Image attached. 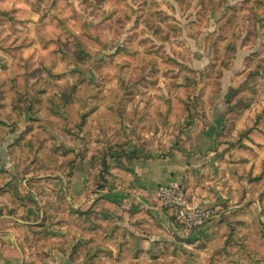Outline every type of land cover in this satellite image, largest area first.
<instances>
[{"label": "rangeland", "instance_id": "rangeland-1", "mask_svg": "<svg viewBox=\"0 0 264 264\" xmlns=\"http://www.w3.org/2000/svg\"><path fill=\"white\" fill-rule=\"evenodd\" d=\"M188 1L192 6L185 10L176 0H158L160 8L175 17V29L166 28L171 39L163 41L140 16L149 13L145 0H0V159L2 168L15 177L32 217V229L20 225L7 212L18 199L2 190L0 209L9 220L0 223L7 228L0 232H9L15 239L11 243L20 245L25 264H44L53 237H60L53 232L62 225L63 213L78 209L63 189L66 167L58 146L90 149L88 166L76 170V184L70 181L69 193L85 187V193L90 192L89 177L85 187L79 181L86 172L91 175L89 156L97 150V155L109 154L107 178L111 188H117L114 196L120 197L130 190L128 167L130 159L143 156L139 149L183 144L192 124L219 138L213 147L224 157L220 167L227 178L223 202L215 206L217 212L225 208L223 215L218 212L189 234L173 231L169 223L158 224L127 201L115 202L103 209L124 214L105 230L116 224L118 244L130 246V264H264V68L253 74L264 66V0L249 36L242 17L251 11L247 0ZM201 2L208 5L207 12ZM232 23H240L244 34L226 69L220 66L225 52L220 51L223 42L218 35L221 25ZM253 81L256 93L245 89ZM243 107L248 108L236 115L234 128L225 124V118L235 117ZM33 131L45 146L40 154L34 150L30 155L25 149L21 163L40 159L41 171L47 168L53 180L20 176V158L15 156L24 146L11 154L12 143L20 136L31 138ZM221 132L226 134L219 137ZM8 177L0 175V185L5 186ZM85 193L95 201L84 210L96 211L99 197ZM47 213L54 217L46 218ZM21 214L23 209L17 216ZM124 221L134 222V228L126 229ZM42 224H50V230L36 234ZM101 238L110 239L104 234ZM159 239H171L181 252L156 259L165 255L156 246ZM5 253L12 255L9 247Z\"/></svg>", "mask_w": 264, "mask_h": 264}, {"label": "crops", "instance_id": "crops-1", "mask_svg": "<svg viewBox=\"0 0 264 264\" xmlns=\"http://www.w3.org/2000/svg\"><path fill=\"white\" fill-rule=\"evenodd\" d=\"M214 135L198 130L197 125L192 124L189 131L183 136V139H187L182 140L183 144L174 147L140 148L139 153L143 156L133 160L130 159V167H128L130 171V190L125 191L126 193L122 196L116 197L114 191H117V188H111L110 186L107 191L96 194V197L104 196V198L97 201L95 205L96 212L90 223L79 216L71 218L69 210H65L62 225L59 221H55L58 224L54 225L61 226L53 232V235H59L60 237L59 239H56L57 236L53 237L52 248L43 261L44 264H130V246L126 247L125 256L118 258V246L121 244H118L116 240L118 236L116 224L121 217L120 214H124V212L103 209V206H112L115 202L127 201L133 209L143 208L142 210L158 224L167 225V223H172L171 214L173 211L163 207L160 201L159 190L164 185L182 183L188 187L190 193L202 199H207L213 206L223 202L220 198L223 196L226 186L223 182L227 177H225L222 167H220L221 159L224 157L213 147ZM85 161L78 164L77 171H85V167L88 166V162ZM85 175L86 177L79 181L80 185L86 184L89 174L86 172ZM72 179L75 181V185L76 179L74 176L67 178L66 187H63L66 190L69 203L80 210L93 205L95 198L86 199L83 196L86 190L85 185L84 190L78 189L76 194L67 191V187L70 190ZM56 187L55 184L53 189H56ZM213 194L217 197H208V195ZM51 216L54 217L53 214ZM142 217L141 215L136 216L139 219ZM3 220H9L7 213L2 215L0 223ZM17 220L20 225L24 226L26 223H32V221L25 222L19 218ZM111 221H115L116 224L105 230ZM101 224L105 227L100 226ZM123 225L129 230L130 227L134 226V222L124 221ZM115 228L117 233L113 236L112 233ZM0 229L6 230L7 228L1 225ZM3 234L1 231L0 264H25V260L20 254L21 251H19L20 245L17 244V247L11 243L15 239L9 235V232L5 234L9 235L8 239ZM10 234H13V232ZM101 234L109 235L110 239L104 241ZM17 240L16 238V242ZM8 247L12 252L11 256L5 253ZM106 249L109 253L105 252ZM14 254L16 257H13Z\"/></svg>", "mask_w": 264, "mask_h": 264}, {"label": "trees", "instance_id": "trees-1", "mask_svg": "<svg viewBox=\"0 0 264 264\" xmlns=\"http://www.w3.org/2000/svg\"><path fill=\"white\" fill-rule=\"evenodd\" d=\"M180 5L185 7V10H188L191 8L192 3L188 0H176ZM206 0H202V2L205 4ZM227 0H218L219 3H225ZM249 2V6L251 8V11L249 12V14L247 15H242L243 17V21L245 22V26L248 27V36L251 33V21L252 20H257L259 18V16L261 15V11L259 10V6L262 3V0H247ZM146 4H147V10L149 11L148 14H140V16H145L147 21H148V26L150 27V31L154 36L160 37L162 38L163 41H169L171 39V30H174L175 27L173 26V20L175 19V17H172L171 15H169L168 13H166L165 11H163L160 8V4H158V0H145ZM201 2V3H202ZM202 3L203 6V12H207V8L208 5H204ZM157 16V17H155ZM173 26V27H172ZM230 26H234V29L231 31L230 29H228ZM167 27H169V30L166 29ZM220 34L219 39L222 40V47L220 48V51L225 52V55H222L221 58L219 59L220 61V66L222 68V66L224 65L226 67V69H230L232 66V63L234 62L235 59V55L237 52V45L239 42V39L241 38L243 31H242V27L240 25V23L238 24H226V25H221L220 26ZM232 32L233 37H230V33ZM229 36V38H228ZM247 36V37H248ZM246 37V39H247ZM264 66H260L257 67L256 69L253 70V74H259L262 70H263ZM222 70V69H221ZM245 89L250 90L254 93L257 92V86H256V81H253L252 83H246L245 84ZM213 94V93H212ZM209 101L214 102L215 98L210 99ZM204 102V101H203ZM250 104V103H249ZM248 104V106H249ZM250 107V106H249ZM247 109L248 107H243L242 109H239V111H237V113H235V117L234 116H229L228 118H225V124H227L228 126H230L231 128H234V124L237 121V117L236 115H241V113L244 111V109ZM241 112V113H239ZM22 114V113H21ZM41 121V120H39ZM43 125V124H41ZM82 126H80L81 128ZM227 132H229L230 130H226ZM252 130L249 129L247 130L245 133H243V136L246 137L247 135L250 134ZM219 137L221 135H225L226 133L221 132L219 133ZM39 133L33 131V135H31V138L29 139H22L21 136L18 137L11 145V154L13 156V154L20 149V147L22 148V146H24L23 150L20 151L18 154L20 156H15L16 158H20L17 161V166L18 168H21L20 170V176H29V178H35L38 181L41 180H53L52 176L50 175L49 172H46V169H43L41 171V160L40 159H36V163L33 164H27V165H22V160H21V155L24 154V150L28 149L30 155L33 154L34 150H36V154H40L41 153V149L45 146V141L41 140L38 138ZM216 135H214V143L217 142V145L219 144V138L216 139L215 137ZM26 137V136H25ZM215 146V144H214ZM216 148V146H215ZM21 150V149H20ZM58 153L60 154V156L62 157L63 161H62V165L66 167L65 170V176L67 178H72L75 176L77 167L79 163L84 162L85 160H87V155L89 152V148L88 146H84L82 148H77L74 146L71 147H65V146H58L57 148ZM216 151H218L216 149ZM97 150H95L94 152L91 153V155L89 156L90 158V162L92 165V172L91 175L89 174V183L91 184L89 191H86V195L92 197L96 194L99 193H103L105 191L108 190L109 186H110V180L109 178H107V174L109 172V165L107 163V157H108V153H103L101 155H97L96 154ZM106 156V158H105ZM2 174H8V179L5 180V186L0 185V192L3 190L5 192H10L11 195L14 197L13 199H18L19 203L15 206H8V210L7 212L13 216H15L16 218L22 219L25 222H30L32 221V217L31 215L28 213L30 211L29 209V205L24 201L22 195L20 194V189H17L14 185V176L10 175L9 170L6 168H2V161L0 159V175ZM32 175V176H31ZM44 178V179H42ZM13 191L10 190V186H13ZM31 189H33L35 191L36 194L40 195L43 193L42 189L37 188L35 189L34 187ZM37 190V191H36ZM101 198H104V196L99 197L98 200H100ZM27 205V206H26ZM26 206V207H25ZM216 212H217V207L214 205ZM167 210H172V214H171V219H172V223L173 226L176 228V230H183V225L181 223V221L179 220L176 211L173 208H169V207H165ZM20 209H23V214H21V216H17V213ZM93 209V207H92ZM143 209V208H141ZM225 209V208H223ZM223 209L220 208V210H218L219 212V216L223 215ZM94 210V209H93ZM27 211V212H26ZM96 211L91 212V210H80V209H70L69 213H70V217L72 218L73 216H79L81 219H84L85 221H87V223H90L93 220V216L95 214ZM217 212V214H218ZM94 213V214H93ZM4 214V211L2 209H0V216ZM151 213L149 212V215ZM51 214L47 213L46 214V218H51ZM151 217V216H150ZM31 223H26L25 226H28L32 229V226L30 225ZM41 228H39V231L35 232L36 234H42V233H46L50 230L51 225L50 224H42V225H38ZM174 231V229H173ZM117 232L115 231L114 234H116ZM175 235L179 236L176 232H174ZM186 233H189V231L187 230ZM114 236V235H113ZM128 242L121 244L118 250V254L120 258L121 256H125L126 253V247H128V245H126ZM156 246L158 247V250L160 253H163L165 255H157L156 259H160L164 256H166L167 254L171 255V254H177L178 252H181L180 247H178L171 239H159L156 241ZM162 256V257H161ZM177 256V255H174ZM164 259V258H162ZM161 264H164V262H161Z\"/></svg>", "mask_w": 264, "mask_h": 264}, {"label": "built area", "instance_id": "built-area-1", "mask_svg": "<svg viewBox=\"0 0 264 264\" xmlns=\"http://www.w3.org/2000/svg\"><path fill=\"white\" fill-rule=\"evenodd\" d=\"M159 197L163 207L173 208L183 225V231L189 234L196 231L217 212L207 199L190 193L188 187L182 183L164 185L159 190ZM172 224V228L176 229Z\"/></svg>", "mask_w": 264, "mask_h": 264}]
</instances>
